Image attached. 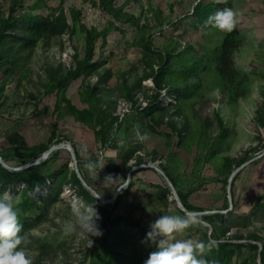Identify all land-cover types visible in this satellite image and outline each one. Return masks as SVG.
Instances as JSON below:
<instances>
[{
    "label": "rangeland",
    "instance_id": "374dc122",
    "mask_svg": "<svg viewBox=\"0 0 264 264\" xmlns=\"http://www.w3.org/2000/svg\"><path fill=\"white\" fill-rule=\"evenodd\" d=\"M12 1L0 0V23ZM18 1L16 13L63 11L74 31L72 37L65 33L40 41L22 52L15 65H0L1 162L10 172L47 178L64 165L68 171L58 201L44 211L42 190L21 185L0 191L16 197L19 222L43 213L37 225L21 233L33 264H102L101 259L144 264L157 250L158 239L147 240L142 230L150 231L161 215L191 219L189 228L174 234L176 240L229 243L235 248L231 264H260L264 209L250 213L264 205V0H224L237 13L235 28L244 38L234 64L247 90L236 102L223 94L214 66L207 63L223 34L191 27L189 16L200 0ZM150 42L153 50L173 58V74L159 97V105L172 104L153 121L144 119L143 110L158 95L151 75L164 61L147 51ZM87 57L97 69L65 82ZM199 58L209 68L196 78L181 79L179 73ZM192 85L197 90L191 99L177 102L169 96L170 89ZM101 156L105 167L90 174L85 164ZM73 175L99 197L103 209L98 210L103 235L94 237L91 247L76 233L64 231L75 221L73 205L85 204ZM108 176L127 180V187L114 192L125 181L113 185ZM179 194L193 210L183 207ZM26 201L35 204L31 213L19 209ZM217 213L223 215V225L202 219ZM115 217L140 226L124 224L114 238L108 237ZM209 251L198 258L205 259Z\"/></svg>",
    "mask_w": 264,
    "mask_h": 264
},
{
    "label": "trees",
    "instance_id": "16d2710c",
    "mask_svg": "<svg viewBox=\"0 0 264 264\" xmlns=\"http://www.w3.org/2000/svg\"><path fill=\"white\" fill-rule=\"evenodd\" d=\"M20 6V1H12L7 18L0 23V65L17 64L21 60L20 54L22 52L33 50L36 45L42 40L61 37L65 33H68L71 37L74 35V31L73 29H71L63 11L48 16L33 14L32 11H21L19 13H16L17 8ZM224 8H230V5L228 3L226 4L224 0L210 1L208 3H206L204 0H200L193 7L192 13L189 16L191 19L192 29L196 32L211 29L217 30L210 26L204 27L203 25L210 15ZM220 32L223 34L222 40L220 44L216 46L207 56V63L208 65L214 66V70L218 77L223 94L226 95L229 101L236 102L240 97L244 96L245 91L247 90V81L246 79L240 77L234 64V56L236 52L242 47L244 38L241 31L237 28H234L230 32ZM92 36V33L89 32L87 35L88 44H90V41L93 39ZM188 48L193 50L192 47ZM146 49L148 52L159 55L160 60L164 61V67L157 69L151 75V79L158 91V95L155 96L153 102L143 110L144 119L146 118L153 121L154 115H160L161 117L166 115L169 111V106H171L172 104L171 102H167L166 106L159 105V97L163 88H165L166 86L165 84L168 82V78L173 74L171 66L173 58H171V55L169 53L162 55L161 51L153 50L151 42L147 44ZM203 59H197L196 62L191 64L188 68L182 70L179 73L180 78L184 81L196 78L198 77L200 72L209 68L205 61H203ZM97 66L98 64H90L89 58L87 57L84 61L78 64L75 70L72 71L70 73V76L67 77V79H65L64 81L69 82L72 79L76 80L82 74L89 75L97 69ZM6 71L9 70L6 69L3 74H5ZM3 74L1 76H3ZM196 90L197 87L194 85L184 88L178 86L168 90V93L169 96L171 98H174L175 101L182 102L184 100L191 99L194 96ZM104 117L105 116L103 115V118ZM1 158L4 161H7L4 156H1ZM124 162L125 157L119 160L116 169L119 170L120 168H122ZM65 169L66 165L53 172L47 178L38 175V173H28L26 171L13 173L1 167L0 165V191L6 192L11 188L14 189L21 185L25 186L28 190L31 191H34L35 189L42 190V194H44V204L42 206V210L44 211L47 207H50L58 201L62 193V186L67 182L68 179V171H65ZM72 180L77 187V196L83 202H85V204L96 206L97 210L99 211L103 210L101 209L102 206L100 205L99 201L81 185L80 181L75 175L72 176ZM49 182L53 183V185L51 186ZM44 185L46 186V190H44L43 188ZM179 198L183 207L187 211L193 210L191 206L187 204L186 198L184 196L179 194ZM33 206H35V204L32 205L29 204L28 201H26L21 203L19 209L24 208L28 213H31L33 211ZM254 209L255 210L252 211L250 215H256L259 209H264V205L257 204ZM229 215L230 218H232V215ZM42 216L43 213L35 217H26L22 222H20V224L22 225L21 233L27 232L32 227L37 225L40 222ZM222 216L223 215L217 213L207 218L202 217V219L211 222L219 220L222 224V220H220ZM124 224L131 227L140 226L139 222L129 221L122 217H115L109 222L108 231L106 232L107 236L111 237L113 235L114 238L115 230H118ZM142 232L145 235L149 231L147 232L145 230H142ZM237 247L239 248V246ZM253 248L257 249V247ZM234 254L235 248L233 245L229 243H214L209 253L206 254L205 259L215 261L218 264H231ZM259 258L260 264H264V249H262L261 253L259 254ZM101 260L102 264L106 263L104 259ZM245 262L246 261H244V263ZM106 264L109 263L107 262ZM252 264L257 263L254 261L252 262Z\"/></svg>",
    "mask_w": 264,
    "mask_h": 264
},
{
    "label": "clouds",
    "instance_id": "9594fccd",
    "mask_svg": "<svg viewBox=\"0 0 264 264\" xmlns=\"http://www.w3.org/2000/svg\"><path fill=\"white\" fill-rule=\"evenodd\" d=\"M237 24V13L231 8H224L210 15L204 22V27H212L220 31H232ZM84 152L87 149H83ZM106 163L103 157L85 164L86 169L92 175L96 170L100 171ZM119 185L122 178L106 177ZM120 185L114 191L122 192L127 187ZM99 198V197H98ZM97 198V199H98ZM73 212L75 221H69L64 226L65 234L76 233L81 239L88 242L89 247L93 244V238L103 235L98 210L87 204H74ZM190 218H181L173 215H161L150 225L147 240H157L158 248L144 261V264H208L206 259L198 258L213 247L214 242H196L193 240H176V233L183 232L191 225ZM22 225L18 219L16 197L10 192L0 193V264H33L29 250L25 244V237L21 235ZM174 241V242H170Z\"/></svg>",
    "mask_w": 264,
    "mask_h": 264
},
{
    "label": "water",
    "instance_id": "95a60500",
    "mask_svg": "<svg viewBox=\"0 0 264 264\" xmlns=\"http://www.w3.org/2000/svg\"><path fill=\"white\" fill-rule=\"evenodd\" d=\"M51 151L47 152L46 155H48ZM0 163L4 166L5 169H9L3 162H1L0 159ZM77 176L79 178V180L85 185V182L83 181V179L80 177L79 173L77 172ZM182 207V206H181ZM183 208V207H182ZM184 209V208H183Z\"/></svg>",
    "mask_w": 264,
    "mask_h": 264
}]
</instances>
